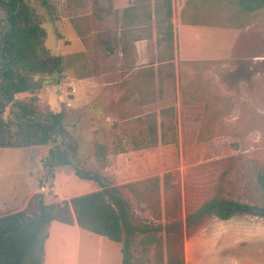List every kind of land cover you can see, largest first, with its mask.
<instances>
[{
  "label": "rangeland",
  "instance_id": "obj_1",
  "mask_svg": "<svg viewBox=\"0 0 264 264\" xmlns=\"http://www.w3.org/2000/svg\"><path fill=\"white\" fill-rule=\"evenodd\" d=\"M41 1L31 4L46 29V48L64 56V78L16 97L42 112L65 109V122L79 143L75 164L99 171L107 185L118 187L138 222L168 227L148 250L136 241L138 264H176L179 259L238 264L239 258L264 264V218L211 216L191 226L186 220L214 195L264 202L258 180L264 173V12L238 27L241 19L222 3L205 9L200 0H188V6L200 7L198 24L215 23L217 53L209 60L184 61L178 70L169 63L162 101L166 112L136 116L145 110L117 111L106 103L111 86L104 83L113 78L106 48L118 31L114 0H47L52 12ZM193 12L184 7L183 21H191ZM99 70L104 73L101 98L93 104L102 114L93 117L84 114L76 79ZM97 143L107 147L105 167L96 162ZM51 146L0 148V214L32 200L35 209L38 194L47 203L63 202L99 189L96 182L78 177L73 165L50 171L44 162ZM41 246V264H123L120 243L77 225L51 222L25 264H35Z\"/></svg>",
  "mask_w": 264,
  "mask_h": 264
},
{
  "label": "trees",
  "instance_id": "obj_2",
  "mask_svg": "<svg viewBox=\"0 0 264 264\" xmlns=\"http://www.w3.org/2000/svg\"><path fill=\"white\" fill-rule=\"evenodd\" d=\"M41 2L52 12L47 0ZM200 2L205 9L213 2L233 9L241 19L238 27L264 12V0ZM186 7L194 11V18L185 22L197 24L196 14L200 7L195 4L188 6V0ZM170 17L171 10L162 36L173 45ZM46 36V29L31 0H0V148L52 144L44 162L50 171L57 166L73 165L78 177L96 182L99 189L63 202L47 203L44 195L38 194L35 209L32 208V200L19 210L0 214V264H25L27 256L44 238L45 230L53 221L77 225L80 229L120 243L122 263L138 264L134 248L136 241L142 250H148L158 240L157 233L168 227L138 222L131 203L118 187L107 185L99 171L83 169L75 164L79 143L65 122V109L42 112L16 97L21 93H34L47 85H57L64 78V56L53 54L46 48ZM120 42L123 43L122 36ZM95 156L99 166L108 164L105 144L95 145ZM258 180L264 198V173L259 174ZM240 214L264 218V202L257 204L214 195L190 213L186 220L191 226L211 216L227 220ZM43 252L44 247L41 246L40 254L34 259L35 264L43 262ZM176 264H184L183 259L177 260Z\"/></svg>",
  "mask_w": 264,
  "mask_h": 264
},
{
  "label": "crops",
  "instance_id": "obj_3",
  "mask_svg": "<svg viewBox=\"0 0 264 264\" xmlns=\"http://www.w3.org/2000/svg\"><path fill=\"white\" fill-rule=\"evenodd\" d=\"M184 7L185 0H122L119 7L114 0V8H118V31L113 45L106 48L113 78L104 83L111 86L106 103L111 101L113 109L145 110L133 114L136 116L164 114L167 105H162V101L167 99L168 64L174 63L178 70L184 61L209 60L215 56V23L200 25L183 21ZM170 10L173 45L162 36ZM103 74L102 70L86 72L76 79L83 95L80 105L86 106L85 115L98 117L102 114L99 104L93 102L101 98ZM236 262L247 264L246 259L239 258Z\"/></svg>",
  "mask_w": 264,
  "mask_h": 264
},
{
  "label": "bare ground",
  "instance_id": "obj_4",
  "mask_svg": "<svg viewBox=\"0 0 264 264\" xmlns=\"http://www.w3.org/2000/svg\"><path fill=\"white\" fill-rule=\"evenodd\" d=\"M51 248V247H50Z\"/></svg>",
  "mask_w": 264,
  "mask_h": 264
}]
</instances>
